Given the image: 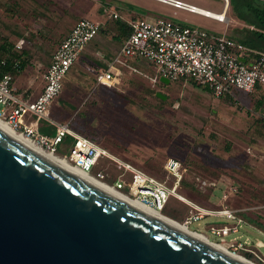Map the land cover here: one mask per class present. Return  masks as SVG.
I'll use <instances>...</instances> for the list:
<instances>
[{"label": "rangeland", "instance_id": "rangeland-1", "mask_svg": "<svg viewBox=\"0 0 264 264\" xmlns=\"http://www.w3.org/2000/svg\"><path fill=\"white\" fill-rule=\"evenodd\" d=\"M182 1L211 12L221 11L223 5L222 0ZM107 2L0 0V39L12 42L25 39L22 47L28 55L26 68L11 83L12 92L27 99L31 91L42 88L43 72L60 40L51 38L53 24L62 26V23L88 17L105 21L100 33L109 36L116 29V19L109 17L110 13L124 14L129 5L148 20L157 16L168 18L216 34L225 32L240 41L249 35V24L240 20L231 7L227 15L232 21L226 25L154 0H114L118 7L114 10H109ZM237 27L243 28L238 30ZM109 40L116 46L121 44L115 36ZM81 56L83 51L54 100L60 107L49 105L47 108L48 114H54V120L67 123L72 132L91 139L111 155L168 186L172 185L173 178L164 168L165 161L168 158L180 161L182 180L176 188V196H169L161 211L173 219L183 222L190 210L195 213L187 200L207 209L222 208V194L226 185H232L237 191L224 200L225 205L238 210L236 215L248 224H264V102L260 107L256 104L264 97V84L251 93L236 91L217 98L185 81L152 83L150 77L157 74V69L145 58L126 60L127 65L138 71L117 64L121 70L119 82L105 84L97 81L96 70L106 71L107 65L97 67L98 56L89 59ZM157 93L165 98L158 97ZM69 146L65 139L56 146L55 153L67 158ZM97 172L104 174L103 181L113 185L120 171L111 160L101 159L91 169L93 175ZM211 182L215 187L209 185ZM122 192L128 194L127 189ZM235 222L207 215L191 220L188 229L217 243L220 237L211 233L209 227ZM258 227L264 232V226ZM225 237L227 240L236 237L239 241L247 238L248 247H255L257 239L264 242V234L247 224H241L238 232ZM255 249L264 258V247ZM245 256L256 264H264L250 252Z\"/></svg>", "mask_w": 264, "mask_h": 264}, {"label": "built area", "instance_id": "built-area-1", "mask_svg": "<svg viewBox=\"0 0 264 264\" xmlns=\"http://www.w3.org/2000/svg\"><path fill=\"white\" fill-rule=\"evenodd\" d=\"M157 1L226 25L231 19L227 15L231 7L229 0H222V9L214 12L215 16H210L208 13L211 11L207 9L182 0ZM109 17L121 18L115 12H111ZM124 21L129 27V33L123 38L117 55L107 65L106 71H96L98 72L97 81L100 83L119 82L121 70L117 64L126 65L132 71H138L127 65L126 60L145 58L157 69V74L150 77L152 82L159 80L160 77L169 81L188 80L194 85L206 88L217 98L227 94L233 95L236 91L251 93L257 86L264 84V51L252 49L225 32L216 34L163 17L151 20L133 17ZM101 26L100 21L87 17H82L75 22L67 36L52 52L43 72V86L31 100H24L12 92L11 83L14 77L11 73L0 76V120L8 122L14 129L31 136L52 152H56V146L64 141L66 135H70L72 141L67 158L64 157L66 160L84 173L101 180L104 179V174L97 172L93 175L91 169L101 159L111 160L120 171L117 181L112 186L120 192L127 189L130 197L141 200L155 211L161 212L168 197L176 196V188L182 180L180 161L174 158H168L165 161L164 168L168 176L173 178L172 185L168 186L166 182L159 181L131 163L111 155L108 150L91 139L72 132L67 123L58 125L52 136L37 131L39 121L47 118L48 106L59 96L63 79L69 68L78 59L88 42L96 36ZM15 45L17 48L21 46L20 42H16ZM248 55L252 56V59L246 60L245 57ZM209 185L215 187L214 182ZM226 187L222 194V204H224L222 208L207 209L188 200L185 201L196 211L193 213L190 210L183 222L188 227L191 220L207 215L235 220L234 224L209 227L211 233L220 237L217 243L224 244L232 253L241 251L244 258H246V252H250L264 261L255 249V247H264V242L261 240L254 241L255 247H248L247 238L245 241H239L236 237L226 239L225 236L238 232L241 224H247L264 234L258 227L248 224L236 215L238 210L229 209L225 205L224 200L237 191L235 186L226 185Z\"/></svg>", "mask_w": 264, "mask_h": 264}, {"label": "water", "instance_id": "water-1", "mask_svg": "<svg viewBox=\"0 0 264 264\" xmlns=\"http://www.w3.org/2000/svg\"><path fill=\"white\" fill-rule=\"evenodd\" d=\"M0 264L252 263L76 174L0 127Z\"/></svg>", "mask_w": 264, "mask_h": 264}, {"label": "trees", "instance_id": "trees-1", "mask_svg": "<svg viewBox=\"0 0 264 264\" xmlns=\"http://www.w3.org/2000/svg\"><path fill=\"white\" fill-rule=\"evenodd\" d=\"M229 2L232 8V11L235 13V15L240 20L256 28V29H249V33H248L249 35H247V38L245 40H242L241 42L245 45H248V46L264 51V1L262 0H229ZM64 13H65L64 10H62V16L64 15ZM115 23H116V29H117V34L115 35V38L119 42L121 38H124L129 33V27L121 19H116ZM63 25L64 24L62 23V26ZM62 26H59L55 23L53 24L52 29L50 30L51 38L60 39L59 43L62 40V32H61ZM101 30H102V27L100 28L98 33ZM66 36L67 35H65V37ZM17 42H20L21 46L19 48L16 47L15 45L16 42H12L8 39H3V40L0 39V76H2L5 73H11L13 77H15L16 75L21 73L26 68L28 55H27V52L22 47V45L25 44V39L19 38ZM59 43L56 45V47L59 45ZM72 66L69 68L68 72L72 69ZM68 72L66 73L63 79L62 89L67 79L66 76ZM177 81L178 82L185 81V82L191 83L188 80L187 81L177 80ZM158 82L163 84L159 80ZM197 87H201V86H197ZM201 88L204 89L205 91L207 90L204 87H201ZM258 88H260V86L256 87V89ZM225 96H230V95L227 94ZM263 102H264V97H260V99L256 101L257 107H260L263 104ZM37 131L47 136H52L56 132L55 127L52 124L47 123V122L42 123V121L38 123ZM65 139L69 142V144L72 141V137L70 135H66ZM256 224L257 226L255 224L253 225L256 227L264 226V224L259 223V222H256Z\"/></svg>", "mask_w": 264, "mask_h": 264}, {"label": "crops", "instance_id": "crops-1", "mask_svg": "<svg viewBox=\"0 0 264 264\" xmlns=\"http://www.w3.org/2000/svg\"><path fill=\"white\" fill-rule=\"evenodd\" d=\"M107 1V0H106ZM154 1H157V0H154ZM112 2V3H111ZM157 2H159V1H157ZM160 3H162V2H160ZM107 4H108V7H109V10H111V9H116V8H118L115 4H114V0H108V2H107ZM163 4H165V3H163ZM168 5V4H167ZM114 12V11H113ZM121 18H117V19H121L122 21H124V20H127V19H130V18H133V17H143V18H145V16L144 15H142L141 13H139V12H137L136 11V9L132 6V5H129V7H127V11H126V13H124V14H121V15H119ZM158 17V16H157ZM157 17H155V18H157ZM88 18V17H87ZM92 19V18H91ZM147 19V18H146ZM94 20H97V19H94ZM99 21V20H98ZM230 21H232V18H231V20ZM75 22L76 21H74V20H72L70 23H68V24H65V25H63L62 26V40H63V38L65 37V35H67L68 33H69V31L71 30V28L73 27V25L75 24ZM101 23H102V28L104 27V25H105V21H100ZM125 22V21H124ZM230 23V22H229ZM238 28V30L240 29V28H243V27H237ZM248 29H255L252 25H249V27H248ZM99 34L100 35H96V38H95V40L93 41V43L91 44V45H86L85 46V48L83 49V56H81V57H83V58H87V59H89L90 57H93V56H98V58H100V59H96L97 60V67H99L98 65H103V64H106V65H108L110 62H111V60L115 57V55H117V53H118V51H119V49H120V47H121V44H120V46H116V45H114L110 40H109V38H111L112 36H115L116 34H117V29H113L112 31H111V35H107V34H102V33H100L99 32ZM248 34V33H247ZM228 35V34H227ZM229 36V35H228ZM231 37V36H230ZM233 38V37H232ZM233 39H235V38H233ZM122 40H123V38H121L120 39V43H122ZM235 40H238V39H235ZM238 41H240V40H238ZM241 42V41H240ZM246 46H248V45H246ZM248 47H250V48H252V49H255V50H260V49H257V48H254V47H251V46H248ZM262 51V50H261ZM52 54V53H51ZM244 59V58H243ZM245 59L246 60H250V59H252V56H247V57H245ZM132 60V59H131ZM135 68V67H134ZM92 69L94 70V67H92ZM99 69V68H98ZM99 70H101V69H99ZM99 70H96V71H99ZM152 77V76H151ZM14 79V78H13ZM159 81H160V79H159ZM42 82H43V75H42ZM155 82H158V81H155ZM155 82H152V83H155ZM161 82V81H160ZM163 83V82H162ZM43 86V85H42ZM41 90V89H40ZM40 90H37V89H34V91H31L30 92V95H29V97L27 98V99H24L22 96V94H16L18 97H20V98H23L24 100H31V99H33V98H35V96L40 92ZM256 90V89H255ZM254 90V91H255ZM62 91V90H61ZM61 93V92H60ZM209 93V92H208ZM20 95H22V96H20ZM56 100V99H55ZM50 105H53L56 109L58 108V107H60L59 106V103H58V105H56V103L54 104V101L50 104ZM54 114H52V115H50V114H48L47 113V118L46 119H44L45 120V122H47V123H50V124H52L54 127H55V130H56V128H57V126L58 125H61V124H65V123H62V122H60V121H58V120H54L53 118H52V116H53ZM54 135V134H53ZM208 239V238H207Z\"/></svg>", "mask_w": 264, "mask_h": 264}, {"label": "bare ground", "instance_id": "bare-ground-1", "mask_svg": "<svg viewBox=\"0 0 264 264\" xmlns=\"http://www.w3.org/2000/svg\"><path fill=\"white\" fill-rule=\"evenodd\" d=\"M200 11H204V10H200ZM208 14L210 16H215L216 15L214 12H209ZM0 127L2 129L6 130L7 132H9L10 134H12L13 136H15L16 138H18L19 140H21L22 142H24L25 144H27L28 146H30L33 149L39 151L40 153L44 154L45 156L49 157L50 159L56 161L57 163H59L62 166L66 167L67 169L75 172L76 174H78V175H80V176H82V177H84V178H86V179H88V180L100 185L101 187L113 192L114 194H116V195H118V196H120V197H122V198H124V199H126L128 201H130V202H133V203H135V204H137V205H139V206H141L143 208H146V209H148V210H150V211H152V212H154L156 214H159V215H161V216H163V217H165L167 219H170V220H172V221H174V222H176V223L188 228L187 225L185 224V222H180V221H178L176 219H173V218L163 214L162 212L155 211L154 209H152L149 205H147L143 201L138 200V199L133 198V197H130L129 195H126V194L116 190L112 185L106 183L105 181H103V180H101L99 178H96V177H94V176H92L90 174L84 173L80 168H78V167L74 166L73 164H71L64 157L59 156L55 152H52V151H50L48 149H45L39 142H37V140H35L31 136H29V135H27V134H25V133H23L21 131H18L16 129H14V127H12L8 122H6L4 120H0ZM179 198L182 199V200H186L183 196H179ZM193 232H195L198 235H200V236H202V237L207 239V237L204 234L199 233L198 231H193ZM207 240H209V239H207ZM211 242H213V241H211ZM213 243H215L216 245H218V246L222 247L223 249L227 250V248H226V246L224 244L220 245V243L219 244L216 243V242H213ZM222 245H224V246H222ZM234 255L239 257V258H241L242 260H244V261H246L248 263L255 264V263H253L250 260H247V259L245 260V258L241 254H239L238 252H234Z\"/></svg>", "mask_w": 264, "mask_h": 264}, {"label": "flooded vegetation", "instance_id": "flooded-vegetation-1", "mask_svg": "<svg viewBox=\"0 0 264 264\" xmlns=\"http://www.w3.org/2000/svg\"><path fill=\"white\" fill-rule=\"evenodd\" d=\"M262 1H264V0H262Z\"/></svg>", "mask_w": 264, "mask_h": 264}]
</instances>
